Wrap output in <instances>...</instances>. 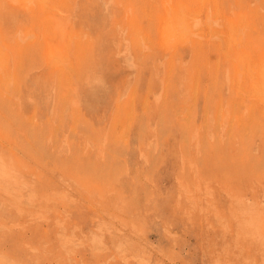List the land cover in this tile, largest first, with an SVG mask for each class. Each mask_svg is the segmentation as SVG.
<instances>
[{
    "label": "rangeland",
    "instance_id": "rangeland-1",
    "mask_svg": "<svg viewBox=\"0 0 264 264\" xmlns=\"http://www.w3.org/2000/svg\"><path fill=\"white\" fill-rule=\"evenodd\" d=\"M31 1L0 0V264H264V0Z\"/></svg>",
    "mask_w": 264,
    "mask_h": 264
},
{
    "label": "bare ground",
    "instance_id": "bare-ground-1",
    "mask_svg": "<svg viewBox=\"0 0 264 264\" xmlns=\"http://www.w3.org/2000/svg\"><path fill=\"white\" fill-rule=\"evenodd\" d=\"M28 1H29V0H28ZM33 1H34V0H33ZM30 2H32V1L30 0ZM34 2H35V1H34ZM209 2H210V1H209ZM28 3H29V2H28ZM43 3H44V2H43ZM45 3H47V2H45ZM188 3H189V2H188ZM227 3H228V1H227ZM25 4H26V3H25ZM34 4H35V3H34ZM203 4H204V3H203ZM263 4H264V3H263ZM200 5H201V4H200ZM23 6H24V5H23ZM23 6H22V7H23ZM49 6H50V5H49ZM189 6H190V5H189ZM24 7H25V9H27V8H26V5H25ZM40 7H42V6H40ZM44 7H45V6H44ZM20 8H21V7H20ZM179 8H180V7H179ZM225 8H226V7H225ZM228 8H229V7H228ZM230 8H231V7H230ZM28 9H29V8H28ZM170 9H171V8H170ZM176 9H177V8H176ZM185 9H186V7H185ZM164 10H165V9H164ZM168 10H169V9H168ZM182 10H184V9H182ZM209 10L211 11V9H209ZM223 10H224V9H223ZM26 11H27V10H26ZM178 11H180V10H178ZM246 11H247V10H246ZM1 12H2V11H1ZM164 12L166 13V11H164ZM172 12H173V11H172ZM172 12L170 11V13H172ZM185 12H186V11H185ZM224 12H225V10H224ZM236 12H238V11H236ZM157 13H158V12H157ZM180 13H181V12H180ZM226 13H228V12H226ZM167 14H168V12L166 13V15H167ZM183 14H184V13H183ZM231 14H232V13H231ZM176 15H177V14H176ZM237 15H238V14H237ZM168 16H169V15H168ZM163 17H164V16H163ZM175 17H176V16H175ZM208 17H209V16H208ZM237 17H238V16H237ZM166 18H167V17H166ZM182 18H183V17H182ZM235 18H236V17H235ZM235 18H234V19H235ZM238 18H239V17H238ZM168 19H169V18H168ZM174 19H176V18H174ZM199 19H200V18H199ZM242 19H243V18H242ZM166 21H167V20H166ZM166 21H164L163 23L165 24ZM186 21H187V20H186ZM216 21H218V20H216ZM234 21H235V20H234ZM167 22H168V21H167ZM173 22H174V21H173ZM197 22L199 23V21H197ZM235 22H236V21H235ZM238 22H240V21H238ZM244 22H245V21H244ZM163 23H162V24H163ZM181 23H182V22H181ZM186 23H187V22H186ZM195 23H196V22H195ZM195 23H194V24H195ZM198 23H197V24H198ZM226 23H227V22H226ZM229 23H230V22H229ZM236 23H237V22H236ZM162 24H161V25H162ZM164 24H163V25H164ZM166 24H168V23H166ZM169 24H170V23H169ZM195 25H196V24H195ZM195 25H194V26H195ZM218 25H219V24H218ZM232 25H234V23H233ZM232 25H231V26H232ZM174 26H176V25H174ZM216 26H217V25H216ZM219 26H220V25H219ZM245 26H246V25H245ZM177 27H178V26H177ZM186 27H187V25H186ZM196 27H197V26H196ZM209 27H210V26H209ZM225 27H226V26H225ZM228 27H229V25H228ZM192 28H193V27H192ZM210 28H211V27H210ZM230 28H231V27H230ZM196 29H198V28H196ZM227 29H229V28H227ZM231 29H232V28H231ZM235 29H236V28H235ZM238 30H239V29H238ZM240 30H241V29H240ZM244 30H245V29H244ZM167 31H168V30H167ZM193 31H194V29H193ZM196 31H197V30H196ZM229 31H231V30H229ZM155 32H156V31H155ZM161 32H162V31H161ZM176 32H177V31H176ZM244 32H245V31H244ZM170 33L172 34V32H170ZM229 33H230V32H229ZM242 33H243V32H242ZM155 34L158 35L159 33H158V34L155 33ZM162 34H163V32H162ZM164 35H165V34H164ZM172 35H173V34H172ZM186 35H187V34H186ZM230 35H231V34H230ZM230 35H229L228 37H230ZM179 36H180V35H179ZM187 36H190V34L188 33ZM233 36H234V34H233ZM238 36H239V34H238ZM158 37H160V35H159ZM176 37H177V36H176ZM216 37H217V36H216ZM236 37H237V36H236ZM160 38H161V37H160ZM157 39H158V38H157ZM161 39H162V38H161ZM186 39H188V38H186ZM211 39H212V38H211ZM235 39H237V38H234V40H235ZM162 40H163V39H162ZM173 40H174V39H173ZM178 40H179V39H178ZM249 40H250V38H249ZM145 41H146V40H145ZM163 41H165V40H163ZM168 41H169V39H168ZM230 41H231V40H230ZM230 41H229V42H230ZM244 41H245V40H244ZM160 42L162 43V41H160ZM181 42H182V41H181ZM188 42H190V41H188ZM234 42H235V41H234ZM164 43H165V42H164ZM164 43H163V44H164ZM253 43H254V41H253ZM262 43H263V42H262ZM172 44L174 45V43H172ZM187 44H188V43H187ZM232 44H233V43H232ZM164 45H165V44H164ZM167 45H168V44H167ZM239 45H240V44H239ZM162 46H163V45H162ZM188 46H189V45H188ZM163 47H164V46H163ZM224 47H225V46H224ZM165 48H166V47H165ZM170 48H171V47H170ZM231 49H232V48H231ZM165 50H166V49H165ZM171 50H172V49H171ZM236 50H237V49H236ZM245 50H246V49H245ZM238 51H239V50H237V51H235V52H238ZM163 52H164V51H163ZM168 52H169V51H168ZM228 52H229V51H228ZM245 52H246V51H245ZM232 53H233V52H232ZM238 53H239V52H238ZM233 54H234V53H233ZM233 54H232V55H233ZM227 55H229V53H228ZM234 56H235V55H234ZM234 56H233V57H234ZM207 57H208V56H207ZM243 57H244V55L242 56V58H243ZM234 59H235V58H234ZM247 59H248V58H247ZM247 59H245V60L247 61ZM243 60H244V59H243ZM245 60H244V62H245ZM249 61H250V60H249ZM251 61H252V60H251ZM242 62H243V61H242ZM234 63L236 64V61H235ZM245 63H246V62H245ZM243 64H244V63H243ZM243 64H240V65H243ZM253 64H254V63H253ZM240 65H239V66H240ZM256 66H257V65H256ZM50 67H51V66H50ZM232 67H233V66H232ZM236 67H237V65H236ZM240 67H242V66H240ZM244 67H245V64H244ZM242 68H243V67H242ZM260 70H261V68H260ZM227 71H228V70H227ZM236 71H237V70H236ZM248 71H249V70H248ZM250 71H251V70H250ZM220 72H221V71H220ZM1 73H2V72H1ZM233 73H234V72H233ZM236 74H237V73H236ZM236 76H237V75H236ZM248 77H250V76H248ZM235 78H236V77H235ZM258 78H260V77H258ZM237 79H238V77H237ZM263 79H264V78H263ZM256 80H257V79H256ZM261 80H262V79H261ZM235 81H236V80H235ZM247 82H248V81H247ZM249 82H250V81H249ZM249 82H248V83H249ZM236 84H237V83H236ZM256 84H257V83H256ZM258 84H259V83H258ZM247 85H249V84H247ZM235 86H236V85H235ZM258 86H259V85H258ZM259 87H260V86H259ZM255 88H256V87H255ZM256 89H258V88H256ZM253 90H254V89H253ZM256 101H257V100H256Z\"/></svg>",
    "mask_w": 264,
    "mask_h": 264
}]
</instances>
